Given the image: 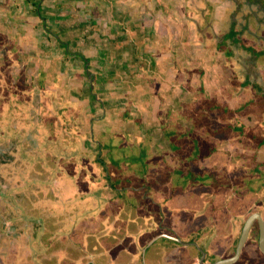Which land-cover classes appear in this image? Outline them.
I'll return each instance as SVG.
<instances>
[{
  "label": "rangeland",
  "instance_id": "rangeland-1",
  "mask_svg": "<svg viewBox=\"0 0 264 264\" xmlns=\"http://www.w3.org/2000/svg\"><path fill=\"white\" fill-rule=\"evenodd\" d=\"M105 1L114 3L116 16L120 21L122 20V23L117 18L113 20L116 21L117 19L118 23H121L119 25L120 27L117 26L114 34H111L109 33L112 32L111 29L105 27L106 25L104 24L98 29L102 31L99 33L103 35V39L95 36L93 41L86 40V45L82 46V44L77 43L68 45L67 47L65 41L62 39V36L67 37V35L58 33L60 32L59 29H56L57 32L53 31L48 25L44 24L42 20L44 18L43 15H49L45 7L42 10L46 11H38L37 6L32 5L28 0H16L17 5H15L14 0H0V9L5 8L6 12L11 11L13 14H15V9H17L18 13L21 12V15H19L20 18L12 16L10 22L13 19L14 21L8 24L6 23V26L2 27L4 30L0 26V41L7 43L6 46V44L3 45L0 42V47L3 45V49H0V257L4 256L5 261H12V263L16 261V258L12 255V253H16L19 256L18 262L23 261V264H49V261L50 264H64L62 257L74 256L75 248L73 242L65 240L63 235L75 234L78 221L81 223H84L85 220L90 221L89 215L97 211L96 202H99L100 206V202L109 201L113 195V192L106 187L108 180L103 173L104 171L101 165L97 161L98 153H96V150L98 148L89 145L94 137V133L92 134L91 131L92 127L97 122H95L92 114H89L91 112L89 109L87 111L84 109L83 111L75 109L73 110L74 112L71 110L74 106V99L79 103V100H76L74 97L78 96L79 93L76 84V82L78 83V76L82 74L84 76L86 75L85 72H82L81 75L77 74L78 71L83 69V62L78 60L80 58L77 57V54L76 60L75 56L72 55L76 51H81L79 47L86 48L88 45L95 44L94 46H96L98 44L99 46L96 48L107 51L111 55L113 53L115 57L114 63L116 64H114V67L112 66L115 71L111 76L115 80L118 77L122 80L125 74L123 67H121L124 53L123 48L127 43L131 42L132 48L136 49L134 51H138V44H151L150 41L158 38L169 42V46H164L162 50L164 52L170 48L175 50V53L171 51L172 56L177 58L179 64L174 65V67L177 69L176 72L179 71L180 74L177 76L174 73L173 77L175 79L173 81H167L169 74L167 72H160L161 74H159L158 80L148 79V81H143L149 89L146 88L142 91L147 90L152 91V93L156 91L152 97L156 106L161 98L160 101L162 103L160 104V108H156V114L152 118L154 123L149 125L154 127L151 133L156 135L155 139L160 140V144L162 145H168V142L163 137L162 124L168 118V115H171V112H174L175 119H177L179 125L190 126V120H184L177 116L178 113L187 109V104H194L203 97H207L209 99L217 98L222 101L228 100L234 106L237 105L236 103H241L245 99H248V97H251V95H254L249 89H243L241 86L234 85L232 82L233 72L228 68L229 62L227 61L225 53H214L211 50L208 52L207 45L200 41V35H196V23L186 16L184 2L188 0H157L153 4H148L149 0H143L146 3L143 13L148 15V17L153 16L150 18L151 21H155L154 15L151 14L154 11L153 14L158 15L157 18L160 16L162 18H158V20L161 22L165 21L167 25L172 23V25L169 27L170 29L167 28L168 32L164 30L163 33L159 31L160 28L162 29L163 24L157 26L155 29L152 28L150 33L148 32L149 27H146L147 32L141 35L138 34L139 27L137 22L142 20L143 16L135 10V6L138 3L132 2L127 4L131 5V8L134 10L131 11L132 13L125 11L124 14L126 16L124 18L126 21H123V10L125 9H123L124 5L122 0ZM209 1H212V3H210L211 5L207 4L209 5L207 17L210 16L211 11H213L215 17L217 16V19H220L224 15L226 17L228 16L226 8L231 5L230 1ZM262 1V5H264V0ZM214 3L216 4L215 7L212 6ZM107 5L108 7L111 6L110 3ZM150 7H153V9H150ZM87 9L93 10L91 4H88ZM28 11L30 13L29 16L34 15L35 18L36 14L41 15L39 18H36L38 19L36 27H34L35 25L32 26L29 22H25L26 20H30V17L25 15ZM112 16L113 13L110 12L109 18ZM128 17H132V22L128 21ZM256 21H259V18L254 19L250 24L252 31H256L258 24ZM113 23L112 20L108 21L109 26H112ZM123 25L124 28L122 27ZM213 26L217 32L220 30L217 21H213ZM76 27L72 26V29L68 28L67 30H74ZM262 28V31H264V24H262ZM258 31L259 34H249L248 37L244 38L247 43L261 48L264 47V32ZM30 32L33 33V39L31 38L28 41L30 39L28 38ZM26 35L28 38L27 41L25 40ZM260 35L263 37H259ZM117 38L119 39L114 44L115 51L113 52L111 50V40ZM7 47L10 48L8 51L6 50ZM65 48L68 52H72L69 54L74 58L69 57L65 52ZM139 50L140 53L143 50L142 56L140 55L141 59L136 58L138 62L132 63L130 69L134 70L138 64L139 66L137 68H143L144 70L147 64L148 69L145 70V73H141V75L148 76L150 71L151 73L155 71H152L153 66L151 60L149 62L146 58V50L140 47ZM93 53L95 54V52H90L89 55L95 58ZM125 54L131 57L133 54L131 48L125 50ZM8 55L10 63L7 62ZM98 58H101V55H98ZM262 59H264V55ZM77 62L78 64H76ZM261 69H264L263 60H261ZM91 72L92 70L89 69L88 74ZM34 77H37L38 80L40 78L43 79V84L40 86L38 82L35 88L29 91L28 85L30 86L34 81ZM160 77L162 80H160ZM84 78V86L82 88L85 89L84 96H86L91 94L92 85L89 77L86 76ZM140 79L138 80L140 81ZM72 82H75V87L72 86ZM110 83L111 81L108 82L109 85ZM7 87L10 90L17 91L16 93H31V97H34V99L30 100V102L35 103L37 100L35 97H39V106L36 107L35 104L34 106L32 104L29 106L26 103L23 108V114L20 115L18 107L19 105L21 106V103H18L15 105L16 113L14 114L13 112L11 117L7 112L9 106L4 103L7 96L6 93H9ZM105 91L108 92V89L105 88ZM42 93L46 94V98H44V95L42 97ZM56 93H61L60 99L63 101L58 100L56 97L54 102ZM146 94L133 93L132 100L130 101L128 96H125L126 94L121 93L119 95L120 97L114 98L111 104L123 105V102H129L127 104L129 107L132 103H136V105L139 103L140 105L142 98ZM156 94L159 95V99L156 98ZM45 99L51 103H45L46 109H44V112L51 111L45 115H53L57 118L59 122L58 130L47 129L46 131L45 128L43 130L41 122L40 125L38 124L33 127V123L30 128H26L24 126L26 125V120H31V117H33L32 113L42 111V102L46 101ZM82 99L84 98L82 97ZM125 110L127 109L118 110L120 114H109L110 121H115L116 123H114L116 129L119 126L117 117L121 119V113ZM131 113L135 118L142 119L143 117L141 112L140 117L137 116L139 114L137 108H134ZM10 118H12L11 123L8 122ZM18 120L23 123V126L14 128L15 126L13 125L12 129L10 125L18 122ZM258 120L260 119L256 115L249 117L244 114L230 121L241 123L251 128L256 127ZM262 120L264 121V119ZM262 120L258 124L261 125L260 129L263 130L264 122ZM72 121L76 125H73ZM137 125L140 127V124L137 123ZM137 125L134 124V128L132 127L131 139L129 140L140 143L136 138L137 136H135L142 134L139 132L140 129L135 131L136 134L134 133ZM1 126L4 129H1ZM75 141L78 142L76 143ZM82 141H86L85 146L82 145L83 143L81 144ZM113 144H117V146L115 148L110 147L114 152L110 157H107L109 165H111L112 160L113 165L115 163L123 164V162L127 165L129 160H133V158H130L131 156L138 157L133 151L127 150L126 147H121L120 143L115 142ZM252 144L253 142L250 140L240 138V135H232L220 142V150L216 152L214 159H208L204 165L212 169L216 168L223 175H230L232 171L235 172L237 169L243 168L248 175L254 177L256 173L257 175L259 174V171H252L256 165L264 168V145L257 147L254 144V147H252L250 146ZM133 146H136L135 143L131 144L128 148ZM90 147L91 150H88ZM139 147L148 149L146 144ZM150 147L153 152H156L157 146L153 145ZM244 153L249 154V156L254 155L255 157L242 158ZM139 170H143L141 165ZM167 175L168 173H165L161 176ZM182 176H185V174ZM130 179L131 177L129 179L124 178L122 182L124 184L129 183ZM207 189L210 191H204V198H207V196L210 198L214 192L213 187ZM225 191L223 188L219 190L218 197L219 193L223 196V192ZM246 191L248 193L244 192L241 196L233 199V202L237 203V205L243 202H255L260 207L259 209L264 212V186L255 195L250 193L249 185ZM196 193L198 194V191ZM124 196L127 197L125 193ZM199 196L202 198V193ZM224 196L234 197L235 195H233L232 189H229ZM234 208L235 206L231 207L232 212L229 216L231 221L236 218ZM60 217L65 219L60 221ZM197 221L192 223L190 227L196 226ZM238 229L240 231V228ZM30 236L34 238L31 241V245H29L32 251L29 252L27 242L30 240ZM182 237L186 238V234H182ZM155 248L157 246L151 248L148 254L149 257L154 255ZM34 249L39 254L34 255ZM184 254L187 255V251ZM156 255L158 256V254ZM34 257H37L36 260H34Z\"/></svg>",
  "mask_w": 264,
  "mask_h": 264
},
{
  "label": "crops",
  "instance_id": "crops-1",
  "mask_svg": "<svg viewBox=\"0 0 264 264\" xmlns=\"http://www.w3.org/2000/svg\"><path fill=\"white\" fill-rule=\"evenodd\" d=\"M14 1H15V5H17L18 3H16V0ZM28 1L31 2L32 5L37 6L38 11L47 10L49 12L48 16L43 15L44 18L43 19L41 17L40 18L43 20L44 24L48 25V27H50V29H52L53 31L59 29L60 32L58 33L67 35V37L62 36V39L65 41V45H67V47L68 45L77 44V43L82 44V46L86 45L85 44L86 40L93 41L95 36H99L100 38H102L103 35L99 33L101 30L98 29L101 28L102 25L104 24L106 25L105 27H109L111 29L112 32L109 33L114 34L115 28L122 23V20L120 21L116 16L114 3L105 0H90V1L89 0H58V1L50 0L48 2L47 0H28ZM155 1L157 0H149L148 4H153V2ZM122 2L124 5L123 9H125L123 10V21H126V19L124 18L126 16L124 14L125 11H128V13H130L131 11L134 10L131 8V5H127V4H130L132 2L138 3V5L135 6L136 7L135 10L138 11L139 14L143 16L142 20H139L137 22L138 23L137 25L139 27L138 34L140 35L145 34V32H147L146 27H149L148 32L150 33L152 28L155 29L157 26L161 24H163L164 26V27L162 26V29L161 28L159 29L161 33H163L164 30L168 32L167 28L170 29L169 27L172 25V23H169L168 21L169 24L167 25L165 21L161 22L160 20H158V18H161V16L157 18L158 15L156 16V14H153L154 13L153 10H151L153 11L151 14L154 15L155 21L150 20V18H152L153 16L148 17V15L143 13V10L146 7L145 1L122 0ZM109 3L111 5L110 7H108L107 5ZM88 4H91L93 10L87 9ZM43 7H45L46 10H42ZM150 9H153V7H150ZM14 12L15 14H13V12L11 11L6 12L5 8L0 9L1 29L3 26H6V23L8 24L14 21L13 19L10 22L12 16L13 17L15 16V18H20L19 15H21V12L18 13L17 9H15ZM110 12L113 13V16L109 18ZM29 14L30 13L28 11L25 15L30 17V20L29 21L26 20L25 22H29L32 26L35 25L34 27H36L37 25L36 23L38 20L36 18H39L40 15L36 14L35 15L36 18H35L34 15L29 16ZM114 18H117L121 23H118L117 19L116 21L113 20ZM128 18H129L128 21H131L132 17H128ZM109 20H112V22H114L112 26L108 25ZM72 26H77L78 28L76 27V29L71 30ZM122 27L124 28V25ZM68 28L71 29L67 30ZM32 36L33 33L30 32V34L28 35V38L30 39L28 40L26 35L25 40L30 41ZM118 39L119 38L111 40L112 41L111 50L113 52L115 51L114 44ZM150 42L151 44L149 43L138 44L137 46L138 51H134L136 49L132 48L131 42L127 43L124 48L122 47L124 53H123L121 67H123L124 69L123 71L125 73L124 79L122 78V80L120 79V77H118L117 80H115L114 77L111 76L115 71V69H113L112 66L114 67V64H116L114 63L115 57L113 56V53L111 55L108 54L107 51H103L100 48H96L99 46L98 44L96 46H94L95 44L88 45L86 48L81 46L79 47L81 51H76L75 53H72V55L75 56V60L77 54V57L80 58L78 60H80V62L81 61L83 62V69H82L83 71L82 70L78 71L77 74L81 75L82 72H85L86 75L84 76L82 74L81 76H78L79 77L77 80L78 83L76 82V84L78 86L77 90L79 93L78 96H74V97L76 98V100L77 99L79 100L78 101L79 103H77L74 99V106L72 107L73 109L71 110L73 111L75 109H78L80 111H83L84 109L85 111H87V109H89L91 111L89 112V114H92V116L95 118V122H97L96 124L94 123L93 125L94 127H92L91 131L92 134L94 133L93 134L94 137H93V141L92 142L90 141L89 145L91 147L96 146L98 148L96 150V153H99L102 142L108 143L109 140L106 141L107 140L106 138L109 136V133H111V130H113L112 132L117 136L115 140L113 138V140L110 143L113 144L115 142H118L120 143V145H122V142L125 143L126 141H129V139H131L130 136L132 134V127L134 128V124L137 125L135 122L136 118L133 116L131 112H133L134 108H137V112L139 113L137 114V116L140 117V112L143 114L141 120L142 124L140 126L141 129L140 131H142L140 133L142 134H140L139 136L138 135L135 136H137L139 142L144 141L145 144L148 146V149H146L147 153L145 155L143 166L147 167L145 165L148 163L150 164L152 163V165L150 167H147L143 171V174L142 173L137 174L134 172L135 175L139 177V180H132L131 182L126 183L124 185H119V187L111 186L112 183L111 181L108 180L107 173L103 172L108 180L106 187L107 189H110L111 192H113L112 193L113 195L110 197L109 201L100 202V206H99V202H96L97 211L92 215H89L90 221L85 220L84 223L78 221V224L76 225L77 229L75 234L63 235V238L65 240H69L73 242L75 248L74 256L62 257L64 264H78L77 258L80 257V258H84V260H88L89 258H92L94 256H96L97 259L102 261V264H126L130 258L135 257V254H139L140 249L137 243H134V246H132L133 244L132 243L128 247L125 248L121 247L122 249L119 246H117V244L120 241H122L125 237H127V240L129 239L128 242L130 243L131 240L132 241L134 240L133 242H135L137 239L141 238L142 235L154 236L156 234L158 235H161L163 233L170 234L173 232H176L180 236H182V234H186V238L187 237L189 238L196 234L206 235L207 234L206 228L209 229V227L213 226L215 223H217L220 228V232H218L220 236L219 239L224 240L226 239L227 236L235 237L239 233L238 228H240L241 226L242 219L235 218L233 221H231L229 217L232 212L231 207L235 206L234 211H236L237 203H234L232 199H229V196L228 197L224 196V194L227 193V190L229 189L231 190L232 188L221 186L219 190H221L222 188L226 190L225 192H223V196L221 195V193H219V197H218V195H216V190L213 189L214 192L212 196L210 198L208 196L207 198H204L203 197V194H205L204 191H210L207 188L210 189L212 188V186L210 185L208 186L205 185L203 186L204 188L200 189V191L198 192L199 195L200 193H202V198H201L196 193V190L194 189L195 187L191 186V184L183 183V186L178 187L176 184L171 183L172 180H174V178H172V175H170L169 178H166L164 180H160V179L158 180V178L156 177L157 175H159V173L160 174L162 173V170L160 169L162 168V165H161V161L158 160L153 161V158L156 159L161 158L162 156L161 148L162 146H165V144L162 145L160 144V140L155 139L156 135L151 133V130H154L152 129L154 127H151V125L149 124L154 123V121H152V118L156 114V108L158 109L160 108V104L162 103V101H160L161 98L159 99V95L156 94V98L159 99V101L157 102L158 105L156 106L152 98L153 95L156 93V91L154 93H152V91H147V90L142 92L146 88L149 89V87L143 81L145 80L148 81V79L154 81L158 80L159 74H161L160 72H167L169 74L167 81H173V79H175V77H173L174 73L175 75L178 76L180 72L179 71L176 72L177 69L174 67V65L179 64L177 58H174L172 56L173 55L172 52H174L175 50L173 48L167 49L166 52L162 50L164 46H169V42L163 41V39L160 38L152 40ZM139 47L146 50L145 52V55L147 56L146 58L149 60V62L151 60L153 66L152 71H155L152 73L150 71V73H148V76L141 75V73H145V70L148 69L147 64L144 70L143 68L138 69L137 68L139 66L138 64L136 65L134 70L130 69L132 63L138 62V59L136 58L141 59L143 50L140 53ZM130 48L133 52L131 57H129L130 55L125 54V50ZM65 52L69 55V57L74 58L71 54H69L66 48H65ZM90 52H95V54L93 53V55H95V58H92L89 55ZM98 55H101V58H98ZM104 56H108V57H104ZM94 61L96 62L93 63ZM76 64H78V62ZM89 69L92 70V72L88 74ZM181 74L183 76L182 72ZM86 76L89 77L92 88L90 91L91 94L84 96L85 89H83L82 86H84L83 80L85 79L84 77ZM138 79H140V81ZM160 80H162L161 77ZM109 81H111L110 85L108 84ZM72 86L75 87V82H72ZM28 87H29L28 88L29 91H31L32 87L29 85ZM105 88L108 89V92L105 91ZM121 88L122 90H120ZM16 92L17 91L15 90L9 89V93H6L7 96L6 99L4 100V103L9 106L7 112L8 114H10L11 117L13 112L14 114L16 113L15 105H17L18 103H21V106L19 105L18 107L20 111V115L23 114V108L25 107L26 103H28L29 106H31V104L34 106V102H30V100L34 99V97H31V93H16ZM121 93L126 94L125 96H128L130 101L132 100L131 98L133 96L132 95L133 93H147V94L145 95V97L142 98V102L140 105L139 103L137 105L136 103L135 104L132 103V105L129 107V105H127L129 104V102L128 103L123 102L122 103L123 105L111 104L114 101V98L116 99V97H118ZM43 95L44 98H46V94L42 93V97ZM56 97L59 100L61 98V93H56V95L54 96V102ZM82 97L84 99H82ZM60 101L63 100L60 99ZM45 103L51 104L49 103L48 100L43 101L42 111L41 112L36 111L35 109L37 113H32L34 118L31 117V120H26V125H24L26 126V128H30L33 123H34L33 127L38 124L40 125L41 122L43 126V130L44 128L46 131L47 129L58 130L59 122L57 118L53 115L51 116L45 115L46 113L51 112L50 110L46 113L44 112V109H46ZM83 104L85 108L83 107ZM120 109L121 110L132 109V110L129 111L130 114L128 115H127L128 113L127 110L123 111L121 113L122 114L121 119H118L119 117H117V120L119 121V126L116 129L115 126L116 123L115 121L112 122L110 121L109 114L110 113L120 114V111H118ZM11 119L12 118H10L8 122L11 123ZM72 122L73 125H76L74 121ZM22 124L23 123H21L18 120V122L12 123L10 127L12 128L14 125L15 126L14 128H20L21 126H23ZM1 129L4 128L1 126ZM138 129L139 128L137 125V128L134 129V133ZM86 141H82L81 144L83 143L82 145L85 146ZM75 142L77 143L78 141ZM129 143H131V141H129ZM153 145L157 146L158 150L156 149V152H153L152 148L150 147ZM91 147L88 150H91ZM103 149L107 153L111 152L108 146L107 147L105 146ZM149 151L152 152L153 154H150ZM172 154L173 153L171 154L166 153L165 156L169 160L168 163L170 164V166H172L173 163L176 164V159L173 160ZM111 155L112 154L110 153L108 157H110ZM130 163L131 161L129 160V162H127V165H129ZM123 165H126V163L123 162ZM101 167L103 169L102 165ZM148 168L150 169L148 170ZM155 177H156V181H155ZM124 193L130 199L124 196ZM229 202H231V204H229ZM224 203L227 204L225 208L226 210L217 211V207L221 206V204L223 205ZM243 203H238V204H243ZM60 218L61 221L64 220L66 216L65 218L62 217ZM197 220H201V221H197ZM196 221H197L196 223L197 225L190 227L191 224ZM160 224H163L164 227L160 228ZM33 238L34 237L30 236V240H28L27 242V248L29 252L32 251L29 245H31V241L33 240ZM34 252H35L34 255L39 254L38 251L35 249ZM12 255L16 258L15 259L16 261H14L13 263L12 261H5L6 260L5 257L2 256L0 257V264H23V261H21L20 263L18 262V257H19L18 254L12 253ZM36 258L37 257H34V260H36ZM48 263L50 264V261Z\"/></svg>",
  "mask_w": 264,
  "mask_h": 264
},
{
  "label": "trees",
  "instance_id": "trees-1",
  "mask_svg": "<svg viewBox=\"0 0 264 264\" xmlns=\"http://www.w3.org/2000/svg\"><path fill=\"white\" fill-rule=\"evenodd\" d=\"M228 1L231 2V5L226 8L228 16H221L220 19H217L215 14L213 15V11L207 17L208 6L212 3L209 0L185 1L184 9L188 19L196 23V35H200V41L207 45L208 52L210 50L214 53L224 52L225 56H227V61L229 62L228 68L233 72L232 82L234 85L241 86L243 89L247 88L254 95H251V97H248V99H245L241 103H236L237 105L234 106L228 100L222 101L217 98L209 99L207 97H203L194 104H187V109L178 113L177 116L184 120H190V126L179 125L177 119H175L174 112H171V115H168V118L162 124L163 137L168 142V145L162 146L161 158H153V161H161L162 168L160 169L162 173L156 176L158 180H164L172 175L174 180L171 183L176 184L178 187L183 186L185 180L184 183L191 184V186H199L201 189L205 185H210L216 190V195L221 186L232 188L233 193L236 191L237 195H241L244 192L248 193L246 191L248 185L250 186V190H260L264 186V168L256 165L252 171H259V174L257 175L256 173V176L252 177L243 168L237 169L235 172L232 171L230 175H223L216 168L212 169L204 164L208 159H214L216 152L220 150V142L232 135H240V138L250 140L253 142L250 145L252 147H254V144L257 147L264 145V129H260L261 125L258 124L260 120L264 119V69H261V60L264 62V59H262L264 47L259 48L245 41V38L249 34H259L258 30H263L264 5H262V0ZM212 6L215 7L216 4L214 3ZM257 18H259V21H256L258 23L256 31H252L250 24ZM210 21L211 23L209 24ZM213 21H217L220 26L218 32L214 29ZM263 36L260 35L259 37L262 38ZM0 42L7 46V43L4 41ZM3 45H1L0 49H3ZM9 49V47L6 48L7 51ZM7 60L10 63L9 55ZM37 83L41 86L43 79L40 78L38 80L37 77H34V81L30 86L34 89ZM36 99L34 104L38 107L40 99L39 97H36ZM129 111L127 110V115ZM244 114L249 117L256 115L260 119L256 127L248 128L241 123L230 121ZM141 120L140 118H136V124L138 123L141 126ZM138 128L140 129L139 126ZM116 136L111 132L106 141L109 140L111 142L113 138L115 140ZM129 141L125 142L127 144L122 142L121 147H126L127 150L133 151L138 155V157H130L133 160L131 161L132 164L130 163L129 165L116 163L113 165V160L112 164L109 165L106 158L110 153L113 154L114 151L111 148H115L117 145L114 146L112 143L102 142L97 161L103 166V171L107 173V178L112 183L111 186L124 185L122 182L124 178L129 179L131 177L130 182L132 180H139V177L135 173L143 174V171L152 165V163H148L145 165L147 167L143 166L147 151L145 148H140L139 146H144L145 142L141 141L137 143L131 141L129 143ZM134 143L136 146L128 148ZM105 146H108L111 152L107 153L104 151L103 148ZM149 153L153 154L150 151ZM166 153H173V160L176 159V164L173 163L170 166L169 160L165 157ZM248 157L253 158L255 156H249L246 153L242 155V158ZM140 165L143 166L142 172L139 170ZM165 173H168V175L162 177L161 175ZM183 174L185 176H182ZM226 205V203L221 204V206L217 207V211L226 210Z\"/></svg>",
  "mask_w": 264,
  "mask_h": 264
},
{
  "label": "flooded vegetation",
  "instance_id": "flooded-vegetation-1",
  "mask_svg": "<svg viewBox=\"0 0 264 264\" xmlns=\"http://www.w3.org/2000/svg\"><path fill=\"white\" fill-rule=\"evenodd\" d=\"M194 187L196 191L201 189L199 186ZM250 193L255 195L259 192L258 190L252 189ZM233 195L235 196H230L232 200L242 194L237 195V192H234ZM229 204H231V202H229ZM259 208L260 207L255 204V202H244V204L237 205L234 215L236 218L242 219L240 231L235 237L227 236L224 240L219 239L220 236L218 232H220V228L218 224L215 223L213 226L209 227V229L206 228V235L196 234L189 238H183L176 232L170 234L163 233L161 235L156 234L154 236L142 235V237L135 242L131 240V243L128 242L129 239L127 240V237H125L117 246L125 248L132 243V246H134V243H137L139 246V254H135V257L130 258L126 264H195L199 262L200 259H204V263L215 262L233 257L237 253L238 244L247 218L254 212H261L264 218V212ZM163 227V224H160V228ZM260 233V222L257 218L252 225L250 234L240 256L235 262L229 264H238L240 262H242L241 264H264V252L260 247ZM154 246H157V248H155L156 251L154 255L149 257L148 254ZM186 251L187 255L184 254ZM156 254H158V256ZM77 263L102 264V261L97 259L96 256L88 260L79 257L77 258Z\"/></svg>",
  "mask_w": 264,
  "mask_h": 264
},
{
  "label": "water",
  "instance_id": "water-1",
  "mask_svg": "<svg viewBox=\"0 0 264 264\" xmlns=\"http://www.w3.org/2000/svg\"><path fill=\"white\" fill-rule=\"evenodd\" d=\"M259 219V222H260V228H261V233H260V247L262 249V251L264 252V218L262 216V213L261 212H254L253 214H251L245 224H244V227H243V230H242V234H241V237H240V241H239V244H238V249H237V253L233 256V257H229V258H225V259H221V260H218V261H215V262H211V263H204L203 260L204 259H200L199 262L195 263V264H229V263H232V262H235L238 257L240 256L241 252H242V249L248 239V236L250 234V230L252 228V225L254 223V221L256 219Z\"/></svg>",
  "mask_w": 264,
  "mask_h": 264
}]
</instances>
